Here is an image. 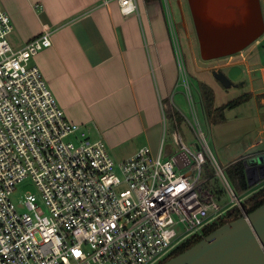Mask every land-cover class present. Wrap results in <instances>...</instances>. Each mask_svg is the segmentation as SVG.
Segmentation results:
<instances>
[{
  "label": "built area",
  "instance_id": "1",
  "mask_svg": "<svg viewBox=\"0 0 264 264\" xmlns=\"http://www.w3.org/2000/svg\"><path fill=\"white\" fill-rule=\"evenodd\" d=\"M111 1L124 16L138 13L137 0ZM13 31L0 5V264H159L219 219L232 220L229 211L247 213L243 204L256 191L237 196L213 159L222 198L205 189V160L187 147L170 157L143 147L117 161L104 140L66 119L34 64L53 32L14 49ZM176 57L181 68L178 50ZM261 73L264 83V66ZM259 158L243 159L248 182L261 175L264 161L251 163ZM27 179L36 193L16 203Z\"/></svg>",
  "mask_w": 264,
  "mask_h": 264
},
{
  "label": "crops",
  "instance_id": "2",
  "mask_svg": "<svg viewBox=\"0 0 264 264\" xmlns=\"http://www.w3.org/2000/svg\"><path fill=\"white\" fill-rule=\"evenodd\" d=\"M104 1L0 0V5L13 21L9 41L14 49L46 30L53 32L52 47L37 55L34 64L70 123L80 125L91 140H104L117 161L143 147L173 156L166 141L162 145L164 132L174 131L172 122L183 131L188 120L174 101L183 77L161 0H137L138 13L130 16L121 13L117 2ZM176 1L181 12L186 5L194 17L198 41V33L208 41L212 22L193 12L199 0ZM239 55L228 57V69L245 68L251 79L264 66L253 70L255 63ZM170 110L179 114L181 124L176 115L169 118ZM259 135L260 141L238 160L247 154L264 158V148L258 149L264 146V126Z\"/></svg>",
  "mask_w": 264,
  "mask_h": 264
},
{
  "label": "rangeland",
  "instance_id": "3",
  "mask_svg": "<svg viewBox=\"0 0 264 264\" xmlns=\"http://www.w3.org/2000/svg\"><path fill=\"white\" fill-rule=\"evenodd\" d=\"M182 1L184 2L185 0ZM161 4L165 11L175 54L177 50L180 52L182 66V84L174 94V101L188 120V123L183 127V131L182 128L177 131V127L172 122L174 131H167L166 145L173 153L187 147L200 154L205 160L204 170L206 178L210 179L208 185L213 188L212 184H214L216 190H220V179L215 175L212 162V159L215 160L222 168L227 181L236 195L240 196L241 194L228 176L227 169L235 160L246 154L244 152L247 148L256 144L261 139L259 133L264 126V103L262 104L261 102L262 100L264 101V84L260 67L264 65V35L258 40L259 45L254 43L242 52L246 58L255 63L252 67L253 70L260 69L253 72L251 79L246 74L244 75L242 79L245 83L244 86L226 89L212 76L211 72L227 69L225 64L229 59H218L212 62L204 60L200 51V42L193 33L190 22L191 18L188 8L185 7L186 5L184 6V11L181 12V7L176 0H161ZM261 5L264 16V0H261ZM239 56L237 54L235 58H240ZM242 69L246 72L245 68ZM202 83L213 89L215 93V108L225 106L243 95H251V99L236 108L227 109L225 111V121L213 124L208 120L204 108L202 112L198 101L197 91L201 96L200 85ZM189 95L192 97L193 105L195 106L197 120L193 118L187 99ZM70 141L78 144V142L72 139ZM262 148L264 146H260L258 149ZM250 155L252 154H247L245 158H248ZM257 176L258 180H256V177L249 175V185L255 191L264 187V171L263 175ZM28 192L36 193V188L31 179H27L17 187L13 200L16 203L20 202ZM225 200L230 205L231 200L228 195ZM164 263L165 260L159 262V264Z\"/></svg>",
  "mask_w": 264,
  "mask_h": 264
},
{
  "label": "water",
  "instance_id": "4",
  "mask_svg": "<svg viewBox=\"0 0 264 264\" xmlns=\"http://www.w3.org/2000/svg\"><path fill=\"white\" fill-rule=\"evenodd\" d=\"M199 11L212 22L208 41L198 33L202 57L206 61L239 54L264 35L260 0H199L193 12ZM226 68V72H213V77L224 88L245 85L241 67ZM177 159L173 161L177 163ZM263 161L259 158L251 163ZM164 264H264V204L218 226L200 242Z\"/></svg>",
  "mask_w": 264,
  "mask_h": 264
},
{
  "label": "trees",
  "instance_id": "5",
  "mask_svg": "<svg viewBox=\"0 0 264 264\" xmlns=\"http://www.w3.org/2000/svg\"><path fill=\"white\" fill-rule=\"evenodd\" d=\"M200 93L207 118L213 124H219L225 121V111L227 109L236 108L251 99V95H243L231 101L225 106H222L220 108H215L214 107L215 93L213 89L206 84H201ZM168 115L169 118H174V116L176 115L178 124H181L183 122L179 114H175V112L172 110L169 111ZM227 173L231 182L233 183V185L241 195L248 192L250 186L248 182L246 167L243 160H238L232 165H230L227 169ZM208 182L204 186L205 189H213L217 194H219V197L222 198L223 195L222 191L216 190L214 184H212L213 188L210 187L208 185ZM262 204H264V187L254 192L251 196H249L244 202L243 207L247 211V213H251L252 211L256 210L258 207H260ZM238 214L239 213L237 210H231L228 212L227 218L234 219L235 217L238 216ZM225 223L226 221L224 219H219L217 223L205 229L204 236H207L208 234L212 233L214 230L218 228V226H221ZM202 237L203 236H198V237L196 236L190 239L188 242L182 244L168 257L167 260L174 258L182 254L184 251L190 249L192 246L200 242Z\"/></svg>",
  "mask_w": 264,
  "mask_h": 264
},
{
  "label": "flooded vegetation",
  "instance_id": "6",
  "mask_svg": "<svg viewBox=\"0 0 264 264\" xmlns=\"http://www.w3.org/2000/svg\"><path fill=\"white\" fill-rule=\"evenodd\" d=\"M189 15H190V22H191V26H192V29H193V33L196 35V37H197V31H196V26H195V21H194V17H192V15H191V13L189 12ZM218 71H226V69L224 70V69H221V70H218ZM212 76H213V72H212ZM263 171H264V168L263 169H259L258 170V173H263Z\"/></svg>",
  "mask_w": 264,
  "mask_h": 264
}]
</instances>
